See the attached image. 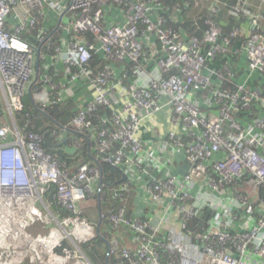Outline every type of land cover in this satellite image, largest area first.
Returning a JSON list of instances; mask_svg holds the SVG:
<instances>
[{"label":"built area","instance_id":"obj_1","mask_svg":"<svg viewBox=\"0 0 264 264\" xmlns=\"http://www.w3.org/2000/svg\"><path fill=\"white\" fill-rule=\"evenodd\" d=\"M112 9L121 21L109 20ZM169 12L162 0H0V160L11 155L9 166L0 162V264H109L90 257L95 240L111 239L88 216L91 205V217L111 231L132 232L135 243L122 252L131 264H264V78L251 88L234 83L235 66L225 62L218 74L210 67L242 37L239 28L224 36L208 19L204 36L188 40ZM233 13L250 15L248 1ZM251 17L248 69L264 75L262 5ZM55 65L63 69L51 74ZM77 81L91 97L69 123L52 119L46 135L19 126L26 95L46 113L74 98ZM164 110L172 125L165 146L185 147L191 168L184 178H153L148 192L154 204L168 199L177 234L108 207L132 186L104 180L105 164L126 178L132 166L163 170L141 133ZM48 135L91 148L92 160L72 170L44 148ZM226 190L236 195L229 202ZM208 210L213 216L192 240L193 222Z\"/></svg>","mask_w":264,"mask_h":264},{"label":"crops","instance_id":"obj_2","mask_svg":"<svg viewBox=\"0 0 264 264\" xmlns=\"http://www.w3.org/2000/svg\"><path fill=\"white\" fill-rule=\"evenodd\" d=\"M193 1L196 7H199L197 9L199 13H205L206 18L213 19L220 25L224 36H230L236 28H239L242 31V37L235 38L229 45V53L226 56H221L218 59L210 62V67L212 68V70L216 71L218 74L220 70H222L224 63L227 62L232 66H235V68L237 69L236 77H234V83L245 84L246 86L250 85L251 88H254L255 86H257V84H260L261 78H264V75L260 72L252 73L249 71L248 60L246 56L245 39L253 31L251 15L258 13L260 5H262V9L264 11V4H260L264 2V0H247L248 10L250 12V15L248 16H236L233 13L236 4L238 3V0ZM191 3L192 1L190 0H179L173 6H170L165 3L170 10L169 14L172 16V20H170L169 24L175 29V31L179 32V34H181L182 36H185V38L188 40L195 35H192L191 33L189 34V32L184 27L177 28L175 26H183L186 22L187 14L184 13L185 11L175 12L174 9L179 4L182 6H186L187 4H189L190 6ZM214 4L217 6V12L212 11V6H214ZM110 14L112 15L111 17H109L110 21H121L123 19V16H119V11L116 9H112ZM192 20H196V16L195 18H192ZM261 20V22L263 23L261 24V26H264V18ZM204 34L205 32L203 33V36ZM46 58L47 59L45 60V63L51 65V56L47 54ZM56 69L61 71L63 69V66H52L50 69V73L55 74ZM58 78L62 77L60 76ZM213 80L217 82V85H221V81L218 79V76L216 74H214ZM74 88L77 89L75 90L76 94L74 98L65 103V106H71V113L73 114V116H75L79 108H81L85 104L86 101L84 98L87 99L89 95V97H91V92L89 91V88H86L83 81H77L76 86H74ZM170 116L171 115L169 110H164L160 112L153 120L145 124L141 133L142 138L145 140L146 144H148L154 156L161 157V159H163V162L166 163V166L162 168V171L159 170L149 172V175H147V173L143 174L139 171L136 166H132L129 170L128 178L125 179L122 171L117 169L119 171V174H113V176L110 177L109 180L107 178V183H109V187H119L122 182L129 180L131 182L132 191L128 193L126 200L122 204H116L113 206L111 205L108 207H110L114 211L123 208L129 215H134L139 218L150 220L157 226L160 225V222H163V225L161 226V233L165 232L167 228L170 227L169 230L177 234L178 220H176L175 218L173 219L166 214L169 204L168 199H165L158 204H154L148 192V186L154 180L153 178H166L167 174L169 173L179 178H184L190 172L191 166L188 160L187 151L185 147L170 146L169 148H167L165 146L167 135L172 128V125L170 123ZM182 135L184 136V138H186V130L182 132ZM60 144H57L56 147H60ZM66 145L67 141L66 144L64 146H61L60 148H63L65 150ZM168 150H172V153L168 152ZM77 151L78 150L76 149V152ZM86 162L90 161H87V159L85 158H81L79 161H77L78 164L71 163V168L72 170H77L80 164ZM215 177H217V175ZM204 187L208 188L207 182H205ZM225 193V201L227 202H229L230 200H232V198L236 196L235 192H233L232 190H226ZM93 209V205L88 207V216L92 218L93 223L99 227L98 232L101 231V234H107L111 238L109 244L103 239H101L104 242L105 246L101 248L102 253L104 254V259L100 262L109 264H131L129 260L122 256V252L123 250H125V248H127L128 246L131 247V245L135 243L134 238L132 237V232L125 228H120L118 231H111L109 226L101 223L98 217H91ZM103 209L106 210V207H103ZM94 210L97 212V208ZM211 211L212 210H208L206 213H204L203 216L197 218V220L193 222L192 227H194L195 229H193L191 233L192 240L196 239L199 230L203 228L207 220L213 216ZM105 229L106 231H104Z\"/></svg>","mask_w":264,"mask_h":264},{"label":"trees","instance_id":"obj_3","mask_svg":"<svg viewBox=\"0 0 264 264\" xmlns=\"http://www.w3.org/2000/svg\"><path fill=\"white\" fill-rule=\"evenodd\" d=\"M163 3L173 6L179 0H162ZM191 5L187 7L184 11L186 13V22L183 26L175 25L177 28H185L189 34L201 37L203 33L208 28L206 21L210 18H206L205 13L198 12V6L196 7L193 0ZM196 20H192L195 18ZM185 37V36H184ZM47 49L43 47V52H46ZM42 70V68H41ZM24 108L22 111L17 113V122L20 127L24 128L26 131H34L37 133H42L46 135L47 132L51 131L53 128H56V123L52 121H60L64 124H67L71 121L73 114L71 113V106L56 105L53 108L47 110L46 113L39 111L33 104L30 95H26L23 99ZM57 144L55 141H52L50 136H47V142L44 144V148L51 154L59 157L62 161L66 162L69 167L71 163L78 164L81 158L87 159V161L92 160V151L91 148H83L78 150L74 154L67 153L63 148L56 147ZM90 154V155H89ZM104 180L107 182L113 174H119V171L116 168H113L107 164L104 166ZM108 178V180H107ZM105 246L104 242L101 239H98L93 244L90 245V257L93 261H102L104 259V254L102 253L101 248Z\"/></svg>","mask_w":264,"mask_h":264},{"label":"bare ground","instance_id":"obj_4","mask_svg":"<svg viewBox=\"0 0 264 264\" xmlns=\"http://www.w3.org/2000/svg\"><path fill=\"white\" fill-rule=\"evenodd\" d=\"M10 160H11V155L3 153L0 162L3 161V166H9L8 163H9ZM9 174L10 173L8 171H5V172L2 173V176H3V178H7L9 176ZM13 176H16L17 179L19 178V174L18 173H13Z\"/></svg>","mask_w":264,"mask_h":264},{"label":"water","instance_id":"obj_5","mask_svg":"<svg viewBox=\"0 0 264 264\" xmlns=\"http://www.w3.org/2000/svg\"><path fill=\"white\" fill-rule=\"evenodd\" d=\"M31 89L32 88H30L29 89V93L31 94ZM66 144V141H64V142H62L59 146L61 147V146H64ZM65 150L68 152V153H75L76 152V148H74V147H70V146H65ZM120 170V169H119ZM126 178V176H124V179ZM98 231H99V229H98Z\"/></svg>","mask_w":264,"mask_h":264}]
</instances>
